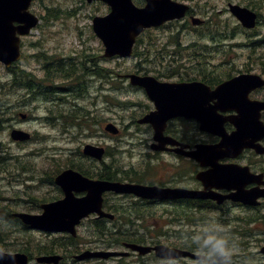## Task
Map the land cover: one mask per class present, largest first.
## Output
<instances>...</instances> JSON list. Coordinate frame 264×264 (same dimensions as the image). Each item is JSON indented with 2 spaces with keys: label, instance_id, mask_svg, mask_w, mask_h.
I'll return each mask as SVG.
<instances>
[{
  "label": "rangeland",
  "instance_id": "374dc122",
  "mask_svg": "<svg viewBox=\"0 0 264 264\" xmlns=\"http://www.w3.org/2000/svg\"><path fill=\"white\" fill-rule=\"evenodd\" d=\"M188 4L192 10L191 15L196 18L204 20L202 25H191L190 21L178 22L174 25H168L170 27L164 28L162 30H153L146 32L142 37L143 41L151 42V39H158L159 36L163 38V41L159 42L165 43L163 47L156 46V51L162 50V48H170L168 44L170 42H175L171 44V48H177L179 52L185 56L184 61L192 60V65H184L180 67H191L193 71L200 70L207 73L208 76L212 78H223L222 75L227 74V71L234 72L235 69H240L245 64L247 57L252 54L257 55L258 61H261L264 55V0H176ZM229 4H237L240 6H245L253 9L258 13V24L254 29L251 30H241V27L237 26V21L231 16L228 10ZM57 10L56 12L54 10ZM50 10V12H47ZM31 12L37 15L40 22L35 30L30 34V37L24 38L21 44L23 56L26 60L21 65L22 69H26L29 72L35 70L38 77L42 75L39 64L37 60L33 59V56L41 55L40 52H57L63 56L70 54H75L81 50L86 49L90 46L93 50H99L100 42L98 43L96 39L92 36L91 30V19L94 16H103L106 14V7L100 5L99 3L86 4L85 0H35L31 6ZM56 14V16H52ZM61 24V25H60ZM224 34L229 36L233 35L231 39L225 38ZM172 35V38L170 37ZM236 39H233V38ZM260 41V43H257ZM161 44V46L163 45ZM100 45V46H99ZM58 49V50H57ZM163 55V54H162ZM42 57V55H41ZM157 58L158 63L163 61V66L159 67V70L164 73L171 74V70L167 65L174 58L171 54L164 56L163 60L159 54L154 55L153 58ZM225 58L226 62L220 64V58ZM43 58V57H42ZM120 63L115 59L110 65L116 68V70L125 69L128 65L124 60H120ZM179 64H175V66ZM241 65V66H240ZM262 63L259 66L262 67ZM179 67V68H180ZM149 69H152L148 67ZM264 70V69H262ZM153 73V72H152ZM8 80V70L0 64V114L3 116H10L13 114L12 108L16 103L17 91L13 90L11 84L7 83ZM34 86V85H33ZM94 88V87H93ZM92 88V89H93ZM127 88V85H125ZM29 97L31 95V101L28 104H21L19 110L30 116L28 119L27 127L31 132L35 131L33 135V140L28 144L25 142H15L10 139L8 131H1L5 133L0 134V141L5 143L8 152L11 154L10 157L3 155L0 149V190L4 193L5 198H10L11 200H3L4 204L11 207L21 206L30 202V198H38L42 200V196L51 197L52 191L46 187L35 188L33 183L34 178L37 184H40L41 177L36 175L40 173L41 170L47 169V164L53 162L55 164H63L66 162L64 160V153L67 151L75 152L77 148L82 149L85 143L101 144L109 148L108 151L112 154L115 166H118L122 172L121 176L132 175V179H143V181H158L160 174L164 171L161 165L152 164L147 161L141 160L138 151L144 150L146 148V143L144 138L140 136L131 135L125 127L129 124V120H133L139 117V113L133 111L131 107H127L131 102H139L144 99L141 94L136 90L128 91H109L111 96V103L109 104L110 109L103 108L97 113L98 122L105 124L106 121L114 123L119 129L120 133L115 136V138L97 136L92 140L87 138H73L72 136H63L55 134V131H48L43 127L42 122L36 121L32 116H43L45 114L46 104L44 100L35 99L33 94L37 92V88L31 90L28 89ZM27 92H24L26 95ZM106 94V92H105ZM36 96V95H35ZM126 101L124 103H120ZM145 102V101H143ZM45 112V113H44ZM11 121V118H8ZM104 121V122H103ZM101 133V132H100ZM115 149V150H114ZM32 151L33 156L31 159L32 169L30 171L27 167H21L19 160L20 157L25 154V152ZM22 153L21 156L18 154ZM13 154V155H12ZM52 157L58 159L56 162L52 160ZM146 158V156H142ZM17 158V159H13ZM28 162V160H26ZM22 162L25 165L24 160ZM12 169V173L16 174L17 170L20 171L15 175L17 181L9 180V174ZM53 169H49L51 172ZM125 172H128L127 174ZM26 177H33L30 182H23L18 185ZM22 185V187H21ZM33 186V193L26 189L25 186ZM14 186V189L12 188ZM21 188V189H20ZM20 189L21 191H19ZM32 190V189H31ZM0 193V195H3ZM142 207L132 213V215H126L124 218H130L129 221L132 225L136 224L137 228L141 229V233L146 231L151 234L155 240L159 243L171 246L174 241L182 240L183 237L187 236V231H201L205 230V235L210 236L211 239L218 237V234L214 233L215 229L222 232L230 231L231 228L240 229L243 224L234 223L235 217L230 216L229 221L225 222L228 216L221 218V224L214 218L211 219L209 216H204L206 221L204 224L188 225L193 222L188 220L193 218L195 213H190L185 224H179L178 220L168 219L169 215L163 211L161 207H151V205H141ZM115 210L119 214L114 213L116 216H121L122 214H129L130 207L128 204H116ZM29 210V209H28ZM27 209L25 211L29 212ZM13 212L19 211L23 212L20 208L12 210ZM240 211V210H239ZM242 212V211H240ZM245 215L242 216L243 220H247L248 217H256L250 211H246ZM239 215L237 214L236 217ZM138 217L140 221H136L134 218ZM197 217V216H196ZM205 218H210L206 220ZM104 225L110 228V223L104 222ZM249 228L253 229V235L255 239L259 234H256L258 230H264V219L255 222L253 225H247ZM12 227L11 222L8 221L4 224H0V230ZM13 228V227H12ZM143 230V231H142ZM248 230V229H247ZM165 231V233H162ZM255 234V235H254ZM77 235L79 240H81L84 245L81 247L80 251L85 250H108V246L115 245V241L112 239H106L104 237H99V235L93 230L91 221L85 222L77 229ZM4 236V233L0 234V237ZM251 237L247 240L250 242ZM37 241L47 242L45 236L36 233H20L17 232L14 235L13 242L14 247L19 248L26 246L30 251L35 253L34 246ZM173 241V242H172ZM241 248V247H240ZM112 250H123L121 247L112 248ZM245 250L244 253L247 255L244 260H251L254 258L252 251ZM58 254L61 252L56 251ZM238 247L232 250L226 251L229 255L230 261L236 258L238 255ZM221 253L220 250L211 255V261L217 260V257ZM69 255H65L63 262H74ZM234 256V257H233ZM225 257L220 256V259ZM83 262V261H81ZM85 263L81 264H164L156 261V258L152 255H147L144 257H139L133 254L131 257L118 259L105 260H87ZM122 262V263H118ZM264 262H243V264H262ZM31 264H37L32 262ZM74 264V263H73ZM218 264H232L229 262H220Z\"/></svg>",
  "mask_w": 264,
  "mask_h": 264
},
{
  "label": "flooded vegetation",
  "instance_id": "af4514ba",
  "mask_svg": "<svg viewBox=\"0 0 264 264\" xmlns=\"http://www.w3.org/2000/svg\"><path fill=\"white\" fill-rule=\"evenodd\" d=\"M58 50V49H57ZM57 52H40L41 55L33 56V59L37 60L39 68L42 73L40 77L37 76L35 70L29 72L26 69H22V64L26 60L25 56H22L20 62L16 63L11 68V80L13 89L17 91L16 103L14 104L10 116H4L0 120V131L3 129H18L27 132L33 139L34 132H31L26 126L30 116L19 110L21 104H28L31 101V95L29 97L28 89L31 90L37 88V92L33 94L35 99H43L46 104L45 114L43 116H37L34 118L38 122L43 123V127L48 131H55V134L63 136H72L73 138H87L92 140L98 136V116L97 113L100 109L108 108L111 103V96L109 91H113L112 84V72L106 71L107 79H103L99 85V69L100 63L107 62V60L98 55V50H93L90 46L84 49L83 58L78 53L63 56ZM48 59V60H47ZM264 59V58H263ZM257 55L248 56L245 64L239 69V73H260L264 76V71L259 66L260 61ZM108 69H111L107 67ZM19 70V71H18ZM104 71V68H103ZM103 77V75H102ZM200 81L204 79V75L197 76ZM106 80V84H104ZM162 81H169L174 83L191 82L194 81L193 68H178L173 73L172 77H162ZM34 85V86H33ZM85 86L86 90H89L88 95L82 94V87ZM94 87V88H93ZM106 90L105 92H99V88ZM93 88V89H92ZM94 90V91H93ZM27 92L24 95V92ZM81 91V92H80ZM140 93L144 95V92L140 90ZM36 95V96H35ZM103 95L107 96L105 100ZM250 101H264V88L255 89L248 94ZM74 104V105H73ZM142 108L141 112L144 114L154 109L153 105L148 101ZM235 115V111H227L222 113V117H229ZM262 121H264V111L260 112ZM1 117V116H0ZM11 118V121H8ZM3 123L7 126L4 127ZM130 125H127L125 129L132 132L131 135L140 136L145 140V143L149 144L148 148L139 150L138 155L146 156L143 160L152 164H158L163 166V170L160 174L158 181L144 182L143 184H156L162 187H170L174 190L183 191H202L212 192L221 197L230 195L234 191H227L225 189L215 187L211 183L207 184V189L202 185L200 181L196 179V174L199 172H206L210 168L208 166L201 167L195 162L194 158L187 155L195 149L197 143L216 144L219 141L217 136L209 133L199 131V124L193 119L185 120L184 118H175L166 122V126L163 135L171 137L178 144H183L184 147L179 145L168 148L167 151L159 152L150 150V144L153 141V129L148 124H139L137 120H130ZM223 128L226 133H231L234 129L233 125L229 121L223 123ZM105 137L104 134H102ZM26 142L25 144H27ZM92 144V143H91ZM262 147H264V138L260 141ZM98 145V144H96ZM69 153H71L69 151ZM19 155V154H18ZM28 158L30 153L25 154ZM81 151L77 154L75 161L77 164L82 165L86 170V174H82L88 178L111 180L116 177V171L114 170V163L111 158L104 159L101 162H96L91 159L86 161ZM222 165L226 164H238L248 166L250 171L255 174H262L263 178L256 179L250 182L246 186L245 190L255 189L257 192L264 194V185L259 186L258 183L264 182V153L258 154L255 150L246 149L238 154L235 158H221L217 162ZM71 169L78 172L83 168L71 167ZM81 172V173H82ZM119 176V174H118ZM129 179H125L127 181ZM258 189V190H257ZM106 195V194H105ZM110 198L119 199L109 195ZM60 197L62 193L60 192ZM104 197L103 209H106ZM107 197V195H106ZM123 197V196H121ZM258 204L254 207H248L238 202L231 200H224L222 204H217L213 200H205L196 202L195 200L188 198L175 199L170 204H160L152 201H147L148 205L154 207L170 206L171 212L178 220L179 224L184 225L190 213H194L197 206L201 209L200 212L203 216H209L211 219H216L221 224V218L228 216L226 220L233 215L235 219H239L240 215L245 211H250L255 218H264V199L260 197ZM242 212H240V211ZM210 218H205L210 220ZM206 221H204L205 223ZM203 223V224H204ZM190 225V223H188ZM248 229V230H247ZM239 231H245L248 234L247 239L253 235V229L249 228H231L230 231L222 232L215 229L214 233L218 234V237L211 239L210 236L205 235V230L201 231H187V236L182 240L172 241V246L182 251H189L191 253L199 254L202 259H192L190 257H180L171 261V264H218L220 262H229L232 264H243V262H264V230H258L256 234L257 239L251 237L250 242L244 241ZM255 235V234H254ZM223 242L220 248L221 253L214 262L211 261V255H213L220 242ZM238 247V255L236 258L230 261L229 255L226 251L230 249L234 250ZM241 247V248H240ZM253 252L254 258L251 260H244L247 255L245 250ZM133 254L129 255L132 256ZM153 255V254H150ZM220 256L225 257L220 259ZM234 257V256H233ZM157 262H168L159 261ZM61 264H81L85 262H60ZM264 264V263H262Z\"/></svg>",
  "mask_w": 264,
  "mask_h": 264
},
{
  "label": "water",
  "instance_id": "95a60500",
  "mask_svg": "<svg viewBox=\"0 0 264 264\" xmlns=\"http://www.w3.org/2000/svg\"><path fill=\"white\" fill-rule=\"evenodd\" d=\"M91 2L92 0H87ZM111 7V13L105 17H95L93 19V30L95 34L102 40L106 55H119L125 57L130 55L132 45L136 36L143 31L144 28L159 26L167 20L182 18L188 7L171 2L170 0H145L146 6L142 9L134 7L131 0H102ZM32 0H0V62L6 67H9L14 61L19 58L20 37L27 35L30 30L38 23V18L28 11ZM231 12L241 21L246 27L254 25L255 15L246 9L239 7H231ZM130 83L133 85L143 86L146 90L148 98L156 106V111L147 115L143 121L150 122L154 125L156 131L157 121H161L162 125L165 120L175 116L191 115L201 123V129L217 131L221 126V122L217 121L214 116V111H202L203 105L210 99H217V108H222L223 105L230 104L229 97L232 93L238 92L241 88L257 87L263 85L260 77H237L230 81L224 82L217 86L214 90L201 83L194 82L188 84H172L160 83L155 78L137 75H128ZM245 118L240 121L237 118L233 120L237 131L234 133V138L225 137L222 142L216 147H207L200 145L196 155H204L207 152L216 153L222 146L233 149L241 147H254L251 143L243 144L246 135L252 130L253 136L251 139L257 140L264 137V125L259 122L258 116L254 119L248 118L247 124L251 127L248 129L245 126ZM241 130L239 125L242 124ZM112 134L117 133V129L108 124L105 128ZM242 132V136L240 134ZM245 133V134H244ZM12 138L14 140H26L28 135L13 131ZM155 140L159 139L155 137ZM172 143L169 139H167ZM166 143L165 141H161ZM160 142V143H161ZM85 153L100 159L103 154L102 148L86 146ZM214 173L220 179L228 181L229 179H237L244 183L245 179H249L247 168L242 169L235 167H222L215 169ZM200 178V177H199ZM201 175V179H202ZM247 181V180H246ZM60 185L65 197L61 200L46 203L41 206L40 214L20 213L16 217L27 225L29 228L40 229L47 232H65L75 235V227L80 221L88 217L91 213H98L100 216H108L101 211L102 194L112 191L115 193L134 194L141 198L152 199H173L174 190L160 189L153 186L122 184L118 182L107 181H92L81 177L79 174L68 170L61 173L55 180ZM246 183V182H245ZM244 185H242L243 187ZM229 188L230 186L227 185ZM71 190H86L88 193L83 198H75L71 194ZM192 197H200L198 194L191 192ZM239 199L243 202L251 203L257 197L254 193L239 191ZM110 217V216H109ZM132 251H138L144 255L153 249L157 257L163 259H173L183 253L168 248L163 245H157L153 248L147 246H138L134 244L126 245ZM117 255H125L117 252H84L77 259L87 258H108ZM184 255H187L184 254ZM61 258L59 256H42L37 258L40 263H54ZM28 257L24 253H6L0 251V264H27Z\"/></svg>",
  "mask_w": 264,
  "mask_h": 264
},
{
  "label": "trees",
  "instance_id": "16d2710c",
  "mask_svg": "<svg viewBox=\"0 0 264 264\" xmlns=\"http://www.w3.org/2000/svg\"><path fill=\"white\" fill-rule=\"evenodd\" d=\"M50 12V11H49ZM141 41H139L138 45H140ZM39 203V201H36V205ZM135 208V207H134ZM133 208V209H134ZM1 216V212H0ZM10 221L12 227H7L2 230H0V234L4 233V236L0 237V245L3 246L4 248H9L16 250L14 247V244L11 242L14 238V233L15 232H22L23 231V226L21 223L10 213H7L5 216V219L0 218V224H4L6 222ZM125 220L122 218L120 222H124ZM99 221H93V227L97 225ZM117 220L114 221L116 223ZM121 227V226H117ZM22 229V231H21ZM96 227L94 228L95 231ZM106 227L103 225L101 229H96V233L99 235V237H104V238H109V239H115L116 242H136V243H141L144 242V235L143 236H137L134 234H124L120 230L114 231V232H107ZM10 231V232H9ZM147 238H153L152 236H147ZM120 242V243H121ZM83 243L81 241H78V239H73L70 237H59L51 240L50 242L44 244V242H36L34 246V251L37 252L39 255H44V254H49L56 252L57 250L64 249L66 251L73 249L74 251L77 250L79 246H82ZM19 249H22L24 252L28 253L29 256H31L32 251H30L26 246L19 247Z\"/></svg>",
  "mask_w": 264,
  "mask_h": 264
},
{
  "label": "clouds",
  "instance_id": "9594fccd",
  "mask_svg": "<svg viewBox=\"0 0 264 264\" xmlns=\"http://www.w3.org/2000/svg\"><path fill=\"white\" fill-rule=\"evenodd\" d=\"M222 244H223V242L221 241V242L217 245L218 250H220V248L222 247Z\"/></svg>",
  "mask_w": 264,
  "mask_h": 264
},
{
  "label": "bare ground",
  "instance_id": "6f19581e",
  "mask_svg": "<svg viewBox=\"0 0 264 264\" xmlns=\"http://www.w3.org/2000/svg\"><path fill=\"white\" fill-rule=\"evenodd\" d=\"M48 60V59H47ZM19 71V70H18ZM81 92V91H80ZM43 100V99H42ZM74 105V104H73Z\"/></svg>",
  "mask_w": 264,
  "mask_h": 264
}]
</instances>
